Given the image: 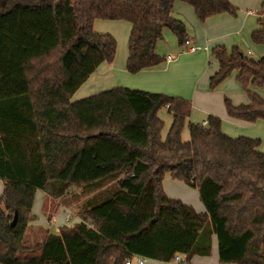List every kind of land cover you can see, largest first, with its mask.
Segmentation results:
<instances>
[{"label": "trees", "instance_id": "obj_1", "mask_svg": "<svg viewBox=\"0 0 264 264\" xmlns=\"http://www.w3.org/2000/svg\"><path fill=\"white\" fill-rule=\"evenodd\" d=\"M176 1L191 5L201 23L237 12L230 0H0V18L25 21L34 46L17 91L0 95V264H125L134 255L170 262L177 254L190 262L212 253L214 236L221 264H264L260 138L230 137L211 114L207 126L189 121L192 102L180 96L118 86L72 100L116 56V37L96 31L97 19L131 23L126 68L136 74L166 60L156 50L165 29L180 45L188 39L186 23L173 15ZM258 25L251 39L264 44V17ZM211 53L218 70L210 88L237 71L249 96L238 105L225 97L228 115L264 120V57L237 45L216 44ZM162 108L173 116L165 138ZM166 173L197 187L205 211L169 196ZM37 190L66 207L87 199L80 221L27 247Z\"/></svg>", "mask_w": 264, "mask_h": 264}, {"label": "crops", "instance_id": "obj_2", "mask_svg": "<svg viewBox=\"0 0 264 264\" xmlns=\"http://www.w3.org/2000/svg\"><path fill=\"white\" fill-rule=\"evenodd\" d=\"M230 1L233 3L237 0H230ZM256 1L258 3L260 0H250L251 3H255ZM186 4L187 3L183 1H176L174 5L173 15L176 18L181 19L179 16H177V14H175L177 8L179 9L180 6V8H182L185 11V15H186L185 17H187L189 21L194 22V30H191L188 27V25L187 24L186 25L188 29V39L191 41L192 45L198 47V50L195 52H191L188 50L187 47L181 46L180 53L175 54L170 52L168 54H165L164 57L166 58V60L163 63L149 69H144L136 74L129 73L126 68L127 59H128V41L132 29L131 23L125 20L97 19L94 23V28L96 31L110 32V34L114 35L116 39H119V35H121L123 37L122 40L125 45L123 46L122 44V47L120 48L119 41H117L118 47H117L115 59L110 63L109 62L102 63L99 66V68L96 70V72H94L89 77V79L76 91V93L72 97V100L73 101L81 100L88 96L118 86L139 88L151 92L165 93L168 95L184 97L192 102V109H193L192 111L193 114L191 113L192 117L196 114V112H198V114L200 115V118L198 119L197 123H201L204 119H208V116L210 114L218 116L222 119V130L225 134L233 138H237L239 136L260 138L261 145L259 149L260 151L264 152L263 151L264 143H262L263 140L260 136H258V135H263L260 129H262V131L264 132V120L259 119L256 122H248L245 120L236 119L229 116L226 109L225 97L230 98L233 104L235 105L248 103L249 99L245 98V96L243 95H238L236 98H233L231 94H228L229 92H227L223 87L220 89L218 87V89L216 90H212L210 88V77L218 69L214 72V70L211 71L210 68L205 67V62H206L205 60L209 58V63H211L212 62L211 59H215L211 53V49L216 44H223V43H220L221 41L217 37L216 38L207 37V33L209 28L212 29V27L221 24L224 20H218V23L212 25L211 23H209L211 22L210 19H208V22L206 23H201L195 14L194 8L191 5L189 4L186 5ZM188 5L191 7H189ZM254 9L257 10L258 12L257 8ZM249 10L251 9H248L247 17L244 19V22L242 23L241 26V32L243 33V31H246L247 33V31H249L250 34L249 36H251L253 30L258 28L259 26L258 19L264 17V13L258 16L256 22H254L255 24H253V26L249 28V26L247 25L248 18H250L251 15H255L257 13L256 12L255 14H250ZM196 24L204 26L202 27L203 29H200L202 33H199V29L198 27H196L197 26ZM203 30H204V35H203ZM170 31H166L165 29L164 32L168 34V36H171L172 33H170ZM174 36L176 37L175 34ZM214 41H220V42H214ZM158 47L159 46L157 43V47H156L157 52H158ZM184 52L186 53L188 52L190 54L189 56H192V58L195 59V64L193 65V68L190 71L189 79L188 78L185 79L184 76L185 69L187 66L186 57L184 56L181 57V53ZM254 52L255 53L258 52L257 47H254ZM179 55L180 57H178ZM248 56L260 58V56H256L255 54H253L252 47L248 50ZM168 57H170V59H167ZM236 78H237V74H236ZM225 83H226L225 87L228 89L229 86L227 85L226 80L222 82V84ZM261 92L264 93L263 91ZM189 121L193 122L191 120V116L189 117ZM187 126L188 125H186V128ZM167 132H168V128L166 127L165 131L162 132L163 137L167 135ZM182 136L185 141L190 139V134H188L186 130L183 132ZM2 188L4 189V183H2V187L0 186V193L2 192ZM50 200H51L50 197L47 196L42 190H37L33 211L35 210L36 203L43 210L42 202H52ZM63 208L68 210V208H66L64 205L60 204V209L57 210L56 214L59 213V211L62 210ZM200 212H203V210H201ZM54 217L56 216H53L51 220H53ZM79 219H80L79 216L76 215L74 217V222L79 221ZM63 225H66V220H62L60 226ZM28 229L35 230L37 234L41 232L44 233V231L45 233L47 231H50L47 227L39 223L37 220L31 221L29 223ZM57 233H59L58 229H57ZM153 264H179V263L174 261L164 262V261L154 260ZM187 264H221L219 261L218 240L216 236L213 237L212 253L209 256L196 255L191 259L190 262H187Z\"/></svg>", "mask_w": 264, "mask_h": 264}, {"label": "rangeland", "instance_id": "obj_3", "mask_svg": "<svg viewBox=\"0 0 264 264\" xmlns=\"http://www.w3.org/2000/svg\"><path fill=\"white\" fill-rule=\"evenodd\" d=\"M233 4L237 7L236 14L224 12V13L214 16L215 18L214 17L210 18L211 22L209 23H211V25L218 23V20H224V21L221 24L215 27H212V29L209 28L207 37L209 38L217 37L221 42L220 41H214V42L223 43L228 48H231L232 46H234V44H237V46H239L240 49L243 52H245L246 55H248V50L252 47L253 54H255L256 56H260V57L264 56V44L260 45V44L254 43L251 39V36H249L250 35L249 31H247V33L246 31H243V33L241 32V26H242V23L244 22V19L247 17L248 9H254V8L258 9V12L255 15H251L250 18H248L247 25L249 26V28L252 27L253 24H255L254 22H256V19L258 18V16H260L263 13L262 7H261L262 0H260L258 3L257 1L255 3H251L250 0H237L233 2ZM175 14H177V16H179L188 25V27L191 30H194V22L189 21L188 18L185 17L186 16L185 11L182 8H180V6H179V9L177 8V11L175 12ZM23 17L26 19V15L24 16L23 14L19 15L20 20H22ZM206 22H208V20ZM26 25L27 24L25 21L23 22V24H19L18 19L9 20L5 18L4 19L0 18V95L17 91L15 90L13 85L15 84V80L17 78L23 76V70L21 66L22 60L34 54L33 52L34 46L31 43L32 39L29 38V34L27 32V30L30 28ZM196 27H198L199 33H202L200 29H203L202 27L204 26H201L198 24ZM166 31H170V30L166 29ZM101 33H110V32L105 31ZM170 33H172L171 36H168V34L164 32L163 39H161L158 42V46H159L158 52L162 56H165V54H168L170 52L178 54L181 51V46H184V45L179 44V41L177 37L174 36L173 32L170 31ZM203 35H204V30H203ZM39 36H41V34ZM122 39L123 37L119 35V39H117V41H119L120 48L122 47V44L123 46L125 45ZM254 47H257L258 49L257 53L254 52ZM43 48L44 47L40 49L42 50ZM189 55L190 54L188 52L181 53V57L183 56L186 57L187 66H186L185 75H184L185 79L186 78L189 79L190 71L192 70L193 65L195 64V59ZM178 57H180V55ZM205 61H206L205 67L210 68L211 71L214 70L215 72L218 69V63L215 59H211L212 61L211 63H209V58H207V60ZM236 74H237V71H234L226 79L227 85L229 86L228 89L225 87L226 83L219 86V89L222 87L225 88V90L229 92L228 94H231L233 98H236L238 95H243L245 96V98L249 99L247 92L242 88V86L238 82L236 78ZM192 114H191V120L197 123L198 119L200 118V115L198 114V112H196V114L192 117ZM159 115L164 120V128H163V132H164L166 127L169 129L172 123L173 116H171V113H169L166 108L160 109ZM185 130L188 132V134H190V130L188 126L187 128L186 127L184 128L183 132ZM260 130L263 133V135H258V136L262 138L263 140L262 143H264V132L262 131V129ZM164 136H165V133H164ZM263 151H264V148H263ZM2 183L3 182H0L1 187H2ZM163 188H164V191L169 196L174 197V198H179L183 200L184 202H187L193 205L194 208L199 212L201 210L205 211V206L200 199L199 189L197 187L188 185L181 180L173 178L169 173H166L164 180H163ZM2 192H3V188H2ZM2 192L0 193V197L2 195ZM72 193H73V190L70 189L69 194H72ZM50 199H51L50 201L52 202H42L43 210L36 203L35 210L33 211V213L36 216L34 220H37L39 223L47 227L51 232L57 233V229L60 231V229L62 228V226H60L62 220H66V215L70 212L72 213V220L70 222L66 221V225L75 224L74 217L76 215H79L78 212L81 209L82 203L84 202V200L87 199V196L81 197L78 199L72 198L71 199L72 203L70 204V206L68 207L65 206L66 208H68V210L63 208L57 214H56L57 210L60 209L59 201L58 200L56 201V199L52 197H50ZM53 216H56V217H54V219L51 220ZM45 234H46L45 231L44 233L41 232L37 234L35 230L27 228L26 233L24 235L23 243L27 247H34L35 245L39 244L43 240ZM20 255L25 256V255H32V254L31 252L23 251V252H20Z\"/></svg>", "mask_w": 264, "mask_h": 264}, {"label": "built area", "instance_id": "obj_4", "mask_svg": "<svg viewBox=\"0 0 264 264\" xmlns=\"http://www.w3.org/2000/svg\"><path fill=\"white\" fill-rule=\"evenodd\" d=\"M257 12V10L255 9H251L249 10V13L250 14H255ZM185 47L188 48L189 51L191 52H195L198 50V47L194 46L191 44V41L189 39L186 40L185 44H184ZM167 59H170V57H168ZM201 125L202 126H207L208 125V119H204L202 122H201ZM72 220V213H68L66 215V221L67 222H70ZM81 219H79L80 221ZM153 259L151 258H148V257H143V256H139V255H134L132 258L128 259L125 264H151L153 263ZM174 262H177L179 264H187V260L185 258L184 255H181V254H177L173 260Z\"/></svg>", "mask_w": 264, "mask_h": 264}, {"label": "water", "instance_id": "obj_5", "mask_svg": "<svg viewBox=\"0 0 264 264\" xmlns=\"http://www.w3.org/2000/svg\"><path fill=\"white\" fill-rule=\"evenodd\" d=\"M17 218H18V215H17V213L15 214V217H14V219H13V221H12V226L14 227L15 225H16V223H17Z\"/></svg>", "mask_w": 264, "mask_h": 264}]
</instances>
